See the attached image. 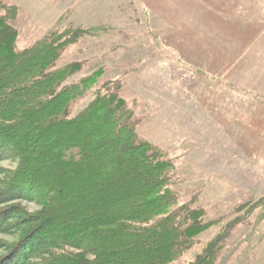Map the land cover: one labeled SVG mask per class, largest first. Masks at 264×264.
<instances>
[{
  "label": "trees",
  "instance_id": "obj_1",
  "mask_svg": "<svg viewBox=\"0 0 264 264\" xmlns=\"http://www.w3.org/2000/svg\"><path fill=\"white\" fill-rule=\"evenodd\" d=\"M18 12L0 2V162L14 163L0 165V264H177L215 221L180 202L174 163L138 135L120 81L96 87L98 69L64 83L80 64L58 58L91 31L53 29L17 49ZM225 237L181 264H217Z\"/></svg>",
  "mask_w": 264,
  "mask_h": 264
},
{
  "label": "rangeland",
  "instance_id": "obj_2",
  "mask_svg": "<svg viewBox=\"0 0 264 264\" xmlns=\"http://www.w3.org/2000/svg\"><path fill=\"white\" fill-rule=\"evenodd\" d=\"M65 1L0 0L19 8L11 22L17 49L53 29L91 31L58 58L56 67L80 64L64 83L98 69L103 73L96 87L104 80L120 81L119 93L137 117L138 135L163 148L174 163L171 187L180 202L191 201L215 221L177 264L191 260L223 232L217 264H264V34L245 36L254 40L245 44L240 65L193 66L174 48L183 37L168 33L165 25L169 13L184 11L180 1L112 0L110 5L104 0L96 12L89 8L99 0ZM201 7L188 3L190 12ZM256 23L252 30L264 31V19ZM201 33L190 28L187 43L211 44L204 50L209 54L220 47L218 56L239 48L227 43L233 36ZM94 89L72 105V115L93 98ZM21 202L30 211L38 207Z\"/></svg>",
  "mask_w": 264,
  "mask_h": 264
},
{
  "label": "crops",
  "instance_id": "obj_3",
  "mask_svg": "<svg viewBox=\"0 0 264 264\" xmlns=\"http://www.w3.org/2000/svg\"><path fill=\"white\" fill-rule=\"evenodd\" d=\"M60 1V0H59ZM62 1V0H61ZM164 4L170 3L171 0H157ZM163 1V2H162ZM176 2L183 3L182 12H177L173 16L169 13L165 25H167L168 33L174 32L183 38H177L178 43L174 46L175 50L183 51V56L187 58L193 66H217V65H230L237 66L240 65L239 60L243 57V52L246 50L245 44L252 42L248 40L245 36L264 34V31H254L253 27H256V19H264V0H175ZM104 0H99L97 4L91 5V11H98V6L100 9ZM64 3H68L66 0ZM108 3H112V0H108ZM184 3L187 4L184 6ZM188 3H200L202 7L200 10L195 12H190L188 8ZM109 5V8L111 7ZM170 8V7H169ZM101 11V10H100ZM198 12H202L198 13ZM201 19V22H200ZM173 20V21H172ZM235 20V21H234ZM263 23V22H262ZM260 23V24H262ZM195 26L197 29L201 28L203 35L214 36V35H228L233 36L228 38L227 43H232L237 45L239 48L237 51H233L230 55L219 54L217 51L222 50L220 47L214 48L212 54L204 52V50H209L211 44L198 43L189 45L187 40L190 41L188 36V31L190 28ZM264 29V27H261ZM176 29V30H175ZM204 29V30H203ZM174 30V31H173ZM251 30V31H250ZM244 36V38H243ZM221 39V38H220ZM218 39V40H220ZM223 39H221L222 41ZM239 42H243V45L239 46ZM239 44V45H238ZM220 46V45H219ZM241 51V52H240ZM190 52V53H189ZM219 60V63L214 61ZM227 61V62H224ZM231 61V62H229Z\"/></svg>",
  "mask_w": 264,
  "mask_h": 264
}]
</instances>
